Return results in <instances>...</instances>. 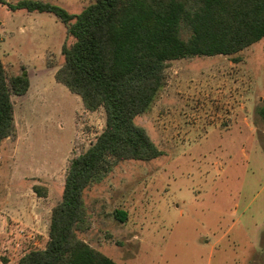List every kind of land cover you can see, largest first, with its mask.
Segmentation results:
<instances>
[{
	"label": "rangeland",
	"instance_id": "1",
	"mask_svg": "<svg viewBox=\"0 0 264 264\" xmlns=\"http://www.w3.org/2000/svg\"><path fill=\"white\" fill-rule=\"evenodd\" d=\"M43 1L80 13L95 0ZM73 40L54 14L0 2V59L30 80L12 96L16 137L0 149V264L46 246L70 160L105 126L103 108L86 109L55 79ZM263 98L264 39L170 61L151 110L135 118L162 154L120 161L86 189L91 226L80 238L119 264H264Z\"/></svg>",
	"mask_w": 264,
	"mask_h": 264
},
{
	"label": "trees",
	"instance_id": "2",
	"mask_svg": "<svg viewBox=\"0 0 264 264\" xmlns=\"http://www.w3.org/2000/svg\"><path fill=\"white\" fill-rule=\"evenodd\" d=\"M0 2L12 10L54 14L66 25L74 40L62 47L64 63L55 79L78 94L86 109L106 114L96 140L70 160L46 246L25 253L19 264H119L79 236L91 226L86 189L120 161L162 154L135 118L151 110L165 87L168 63L232 55L264 39V0H95L80 13L43 0ZM29 87L27 74L9 75L0 59V149L16 137L12 96ZM259 113L264 120V98ZM114 215L127 218L119 209Z\"/></svg>",
	"mask_w": 264,
	"mask_h": 264
},
{
	"label": "water",
	"instance_id": "3",
	"mask_svg": "<svg viewBox=\"0 0 264 264\" xmlns=\"http://www.w3.org/2000/svg\"><path fill=\"white\" fill-rule=\"evenodd\" d=\"M23 74H24V75H26V73H25V72H24Z\"/></svg>",
	"mask_w": 264,
	"mask_h": 264
}]
</instances>
